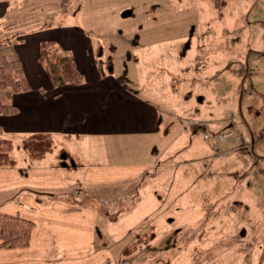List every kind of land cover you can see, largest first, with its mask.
<instances>
[{
	"label": "crops",
	"instance_id": "obj_1",
	"mask_svg": "<svg viewBox=\"0 0 264 264\" xmlns=\"http://www.w3.org/2000/svg\"><path fill=\"white\" fill-rule=\"evenodd\" d=\"M25 2L0 0V23ZM70 15L73 22L75 15ZM68 16L61 11L58 24L18 36L20 41L13 44L30 89L10 100L5 94L18 111L1 115L0 124L5 135L16 138L14 144L27 135L48 134L53 149L40 160L28 159L24 167L0 168V212L34 223L30 245L0 250V264H124L130 256L113 251L111 244H122L143 223L160 228L164 207L177 219L195 221L202 215L203 222L206 213L222 205L219 198L211 202L216 192L205 172L210 163L206 115L209 108L229 100L221 97L222 83H241L237 93L244 95V67L240 65L242 73L234 69V63L239 64L234 48H226L225 39L202 35L196 47L193 41L187 43L184 52L175 46L178 39H168L149 48L133 47L127 56L133 65L114 71L110 60L100 56L104 48L99 40L93 49L92 34L87 33L92 31L69 23ZM49 39L72 53L84 76L81 84H51L37 60L40 42ZM163 53L170 60L162 58ZM96 59L103 63L104 76ZM256 114L263 118L264 100ZM232 126L228 120L219 132ZM246 130L252 143L254 136ZM198 147L201 154L193 152ZM218 150L229 151L217 147L215 155ZM194 161L203 168L188 176L185 170H191ZM219 166L216 160L215 170ZM220 188H225L223 183ZM66 195L74 200L66 202ZM116 198L127 201L119 211L132 214V222L122 224L111 216L117 212ZM134 198L137 204L129 205ZM83 199L88 203L82 204Z\"/></svg>",
	"mask_w": 264,
	"mask_h": 264
},
{
	"label": "rangeland",
	"instance_id": "obj_2",
	"mask_svg": "<svg viewBox=\"0 0 264 264\" xmlns=\"http://www.w3.org/2000/svg\"><path fill=\"white\" fill-rule=\"evenodd\" d=\"M63 10L69 15V23L92 31L87 33L92 34L93 49L99 40L104 48L100 56L110 60L109 69L114 71L133 65V59L132 62L127 60L133 47H151L155 42L168 39H178L175 46L183 48L184 52L192 41L196 47L202 35L225 39L226 48H234L239 63H234V69H238L235 72L242 73L240 65L247 68V72H243L244 95L237 93L241 83L232 85L227 81L225 86L222 83L221 97L227 96L229 100L209 108L206 115L210 127V154L206 157L210 163L205 172L210 175L212 192H216L210 195L211 202L219 198L222 205L206 213L203 222L200 221L202 215L195 216V221L185 216L177 219L170 207H164L160 228H147L143 223L127 234L126 241L120 245L111 244V247L117 253L132 249L126 254L130 256L129 262L124 264H264V144H258L256 139L264 126V116L256 114L264 100V0H26L0 23V43L17 35L49 29L47 25L51 27L60 22L58 14ZM69 13L75 15L73 22ZM15 57L13 44L0 47V63ZM162 58L170 60L171 57L163 53ZM174 62L179 61L175 59ZM5 92L0 91L3 102L7 101ZM228 120L233 123L234 138L227 144H220L216 136ZM246 127L256 142L253 151L246 148L247 138H250ZM242 132L246 139L240 142ZM205 145L208 146L206 142ZM217 147L229 151L224 154L218 150L219 155H215ZM186 150L189 151L187 147ZM200 151L198 147L193 152L201 154ZM12 154L20 167L26 165L29 158L22 141L13 145ZM216 160L220 162L219 171L215 170ZM193 165L191 170H185L188 176H195L203 168L196 161ZM221 183L224 189L220 188ZM65 199L69 203L74 200L67 195ZM117 200V212L111 216L122 224L132 222L133 219H129L132 214L119 211V206L127 201L119 199L117 203ZM137 200L134 198L128 203L134 206ZM87 203L83 199L82 204ZM133 216L137 221L138 214Z\"/></svg>",
	"mask_w": 264,
	"mask_h": 264
},
{
	"label": "trees",
	"instance_id": "obj_3",
	"mask_svg": "<svg viewBox=\"0 0 264 264\" xmlns=\"http://www.w3.org/2000/svg\"><path fill=\"white\" fill-rule=\"evenodd\" d=\"M18 35L9 41L0 43V47L16 44L20 40ZM38 62L43 67L47 77L54 87L64 84L79 85L83 81V74L76 67L74 57L68 50L62 49L53 40H43L39 44ZM100 76H104L102 62L96 59ZM247 69V68H246ZM243 69V72H247ZM30 86L24 76L20 60L3 59L0 63V91H6V98L10 100L13 94L26 92ZM18 111L10 102L0 100V116L13 115ZM15 137L7 136L0 124V168L17 167V159L12 154ZM24 150L29 160H40L52 151L53 141L48 134H31L21 138ZM22 170V169H21ZM34 223L18 215L0 212V250H15L27 248L30 245ZM125 251V250H124ZM125 254L132 251L127 249Z\"/></svg>",
	"mask_w": 264,
	"mask_h": 264
},
{
	"label": "built area",
	"instance_id": "obj_4",
	"mask_svg": "<svg viewBox=\"0 0 264 264\" xmlns=\"http://www.w3.org/2000/svg\"><path fill=\"white\" fill-rule=\"evenodd\" d=\"M233 139V133L230 130L224 131L217 135V141L226 144ZM259 140L264 142V128L259 132Z\"/></svg>",
	"mask_w": 264,
	"mask_h": 264
}]
</instances>
